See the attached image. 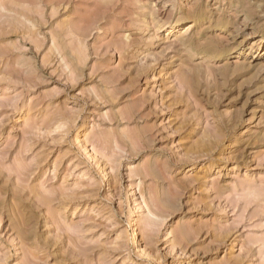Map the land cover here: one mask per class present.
Here are the masks:
<instances>
[{
    "label": "rangeland",
    "instance_id": "374dc122",
    "mask_svg": "<svg viewBox=\"0 0 264 264\" xmlns=\"http://www.w3.org/2000/svg\"><path fill=\"white\" fill-rule=\"evenodd\" d=\"M0 264H264V0H0Z\"/></svg>",
    "mask_w": 264,
    "mask_h": 264
},
{
    "label": "bare ground",
    "instance_id": "6f19581e",
    "mask_svg": "<svg viewBox=\"0 0 264 264\" xmlns=\"http://www.w3.org/2000/svg\"><path fill=\"white\" fill-rule=\"evenodd\" d=\"M180 23V22H179ZM191 24V23H190ZM189 27H191V25L189 26ZM188 80V79H187ZM133 185H131V187H130V193H129V195L128 196H131L132 194H133V192L131 191V190H133V187H132ZM133 196V195H132ZM129 198V197H128ZM133 241H134V239H133Z\"/></svg>",
    "mask_w": 264,
    "mask_h": 264
}]
</instances>
